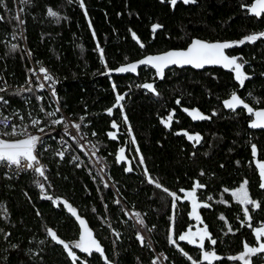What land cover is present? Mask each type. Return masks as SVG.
Returning <instances> with one entry per match:
<instances>
[{
  "label": "trees",
  "instance_id": "obj_1",
  "mask_svg": "<svg viewBox=\"0 0 264 264\" xmlns=\"http://www.w3.org/2000/svg\"><path fill=\"white\" fill-rule=\"evenodd\" d=\"M254 3L0 0V77L11 86L0 114L18 128L12 138L22 137L20 129L39 133L60 126L52 121L64 115L80 125L103 166L99 172L75 143L59 160L54 140L47 136L38 147L51 183L44 192L37 189L33 173L5 176L0 168V264H154L156 253L166 264H192L188 256L197 264H243L232 257L244 251L245 242L258 245L254 228L264 224V190L259 189L257 167L264 161V128L250 125L254 112L264 109V37L236 43L264 32V14L251 12ZM49 9L57 15L50 16ZM157 24L161 27L153 30ZM195 38L232 41L227 54L244 65L248 79L243 86L234 71L224 67L174 66L163 76L150 67L108 73L148 54L185 48ZM32 64L52 78L51 94L38 81L27 84ZM145 84H152L155 92ZM117 93L125 97L123 108L115 107ZM233 93L253 113L243 106L226 107ZM193 110L208 118L194 119ZM171 111L166 126L162 121ZM33 120L40 123L33 125ZM197 134L199 141L188 138ZM121 148L131 161L130 172L117 163ZM242 180L248 182L252 197L262 201L260 211L252 213L253 228L242 223L239 207L227 196ZM197 182L203 187H196ZM192 190L199 221L185 198ZM61 201L86 218L102 254L88 256L75 248L79 228ZM205 225L215 245L207 237L204 248L198 238L195 244L179 240L189 229L196 232ZM49 229L72 247L76 261L52 239ZM205 250L219 259L204 261ZM251 259L252 264L264 262V254Z\"/></svg>",
  "mask_w": 264,
  "mask_h": 264
},
{
  "label": "snow or ice",
  "instance_id": "obj_2",
  "mask_svg": "<svg viewBox=\"0 0 264 264\" xmlns=\"http://www.w3.org/2000/svg\"><path fill=\"white\" fill-rule=\"evenodd\" d=\"M26 2V0H24ZM83 0H81L82 4ZM172 5H175L177 3V0H170ZM195 0H184V3H194ZM251 12L254 13L256 16H261L264 14V0H255V3L251 6ZM49 15L50 16H56L57 13L54 12L53 10L49 9ZM2 19V17H0ZM19 19V17H17ZM161 25H154L153 30L160 28ZM135 36V34L133 33ZM260 37H264V32L259 33L258 35L253 34L245 37L244 39L236 42L237 44H243L246 41L250 42H255L257 39ZM234 44L232 43H206L200 40H194L192 45L184 51H169L166 52L162 55H157V56H149L144 60H141L139 63L140 64H147V65H152L154 66L158 73L163 76V70L166 66L171 65V64H177V65H182V64H193L197 68L203 67L205 64H220L223 65L225 68H230L232 71L235 73V79L239 81L240 85L243 86L244 81L248 79V76L242 71L244 65L242 63H238V57H230L229 55L226 54L225 50L233 47ZM15 47V46H13ZM101 55L103 54V49H100ZM137 68V65L135 63L129 64L126 67H120L118 69H115V71L118 72H128L132 71L135 72ZM41 72L45 73L44 79L45 80H51L52 78L47 75L46 69L41 68ZM41 88L44 87L43 84L40 85ZM115 88V85H113ZM144 88L151 89L153 92H155V88L152 84H145L143 85ZM55 90L53 89V92ZM124 95H121L119 93L116 94V104L115 107L118 108H123V105L121 104V101L124 100ZM3 100V97H0V101ZM179 103V101H177ZM226 107L228 108H236L237 106H243L244 108L247 109L249 113H253V109L248 106L247 104L244 103V100L241 99L238 95L235 93L232 94L231 99L227 100L224 102ZM57 111H59L57 109ZM109 114L112 113V109H108ZM194 119H205L208 117L203 116L199 110H193L191 113ZM49 116H54L55 113H47ZM255 115V120L252 121L251 127L253 128H264V109L262 110H256L254 112ZM83 119V118H81ZM172 119V116L170 115L168 117V121L170 122ZM124 120L127 121V116H124ZM63 122V119H57L53 120V124H61ZM6 123V121H5ZM40 123L39 120H33L32 124L33 125H38ZM75 127L77 129L80 128L79 124H76ZM113 127H116L115 122H113ZM21 132L24 131V129H20ZM41 132L44 131L43 128L40 129ZM17 134V128L15 125L12 126V131L11 133H7V135H15ZM109 136L112 138H115V133H109ZM190 140L194 139L196 141H199L200 137L197 134L196 136H189L188 137ZM41 141V137L35 136V135H29L28 138L26 139H20L16 140L14 142H10L6 139H0V164L6 165L8 167L15 166L18 170L21 168V163L22 161H27L26 169H32L34 170L39 176L45 177V169L44 166L39 163V160L37 158L36 149L38 143ZM252 151L253 154L255 155L257 153V148L255 145L252 146ZM58 156L63 158L64 153L59 152L57 153ZM93 155L95 153L93 152ZM120 158L124 159V149L121 148L120 150ZM141 162H143V157H141ZM258 169H259V174L264 180V162H259L258 163ZM131 171V168L128 169ZM145 171H147L145 169ZM149 180L151 182V178L149 177ZM247 181L245 180L244 183L241 185L240 188H238L233 195L235 196L236 200L245 205L246 207L243 209L245 215L249 214L248 210V205L253 206L254 208H260L261 205L259 202L253 200L249 196V192L247 190ZM39 187L41 189L44 188L43 184H39ZM157 187L159 185L157 184ZM196 187H203V185H200L198 182L196 183ZM261 188H264V182L260 184ZM165 192H167V189H164ZM181 192H184V189L180 190ZM173 199H179L176 193H171L170 194ZM47 199H52L51 196H47ZM187 199L191 200L192 204V216L199 221L201 218L197 213V208L199 205L197 204V199H196V192L195 190L192 191H187L186 192V197ZM66 203V202H65ZM119 203V201H117ZM205 207L209 205H204ZM70 212H75V209L71 207V205L68 206ZM137 217L138 222L142 225L144 223L143 219L140 218V214L136 213L135 214ZM79 222L81 227L83 228V232L80 235L79 240L75 243V248L81 249L84 253H88L89 255L92 254L93 250L97 253H103V249L100 246L99 242L93 237V234L91 230L88 228L86 222L81 219L79 216L76 217ZM251 217L249 216V220ZM251 227V225L249 224ZM231 231V229H229ZM48 234L52 237L54 241L57 243L63 245V247L67 250L68 255L72 258L73 261L77 260L76 253L72 250V247L68 243H65L63 239H60L57 235V233L51 229L48 230ZM119 235V234H117ZM255 235L257 237V240H260V237L264 236V227L258 226L255 228ZM210 239L211 244L215 245L216 240L211 239L208 231H207V226L205 225L203 229H198L196 232H192L191 229L188 230L185 234H182L179 236V240L184 241L187 240L193 244L197 243V238L199 240V247L204 248V241L205 238ZM141 241H143V237H140ZM173 244H176L177 241L173 240ZM183 251V249H181ZM186 256L188 255L187 253H184ZM256 254H264V241L260 242L258 246H249L247 242L244 243V251L237 257H232L234 260H240L243 261V264H251V256L256 255ZM203 255V260L204 261H209L211 262L214 259H219L217 257V254L214 251H209L205 250L202 253ZM247 257V258H246ZM107 259V257H105ZM188 259L192 261V264H197V261L193 260L191 256H188ZM85 264L87 262L85 261Z\"/></svg>",
  "mask_w": 264,
  "mask_h": 264
},
{
  "label": "built area",
  "instance_id": "obj_3",
  "mask_svg": "<svg viewBox=\"0 0 264 264\" xmlns=\"http://www.w3.org/2000/svg\"><path fill=\"white\" fill-rule=\"evenodd\" d=\"M44 76H45L44 73L40 72L32 64V68L30 70V76L28 78L27 84L31 85V84H33L34 81H38V86L40 87V85L43 84L44 85L43 88L49 94H51V81L45 80ZM10 88H11L10 84L5 79L0 77V97H3V100L0 101V104L5 100L4 94ZM5 121H6V123H5ZM12 126H13V124H12L11 118L6 116V115L0 114V139H6V140L13 139L12 135H7V133H11ZM17 133H18V131H17ZM29 135H35V136L41 137V141L37 145V149H36L35 154L37 155L39 163L43 166H44V164L42 163V161L39 157V154H38V147L42 144L43 139L45 137L51 136L54 140L55 155L59 160H62L63 158H65L67 156L68 152L71 149V144L75 143L80 150L85 151V153L89 156L91 161L94 163V165L97 167V169L100 170V172H102V170H103V166L99 162L98 155L96 154L95 151L91 150L90 145L83 138L81 129L80 128L77 129L75 127V124L73 122H71L64 115H63V122L60 126L53 125L50 128L44 130L43 132L34 133V132H31L28 128L24 129V131L22 133V137L29 136ZM59 152L64 153L63 158H61L60 156L57 155V153H59ZM93 152L95 153V155H93ZM26 165H27V161H22L21 168L19 170L15 166L8 167V166L3 165V164H0V168L3 170L5 176H8V175L18 176L22 172H28V171L33 173V175L35 177L37 189L40 192H44L46 190L47 186H51V183L46 176V167L45 166H44V169H45L46 179L44 177L39 176L32 169L25 170ZM39 184H43L44 188L41 189L39 187ZM153 263L154 264H166L163 256L158 254V253H156V256H155V259L153 260Z\"/></svg>",
  "mask_w": 264,
  "mask_h": 264
},
{
  "label": "water",
  "instance_id": "obj_4",
  "mask_svg": "<svg viewBox=\"0 0 264 264\" xmlns=\"http://www.w3.org/2000/svg\"><path fill=\"white\" fill-rule=\"evenodd\" d=\"M194 40H200V41H203V42H206V43H217V42H219V43H224V42H227V43H232V44H233V42L230 41V40H215V41H209V40H205V39L195 38V39H193V40L187 45V47H185V48H182V49H170V50H167V51H164V52H160V53H156V54H148V55H145V56L140 57L139 59H136V60L131 61V62H129V63L123 64V65L119 66L118 68H120V67H126V66H128L129 64H133V63H135V64L137 65L136 71H137L138 69L142 68V67H150V68H153V69L157 70V69H156L154 66H152V65L140 64L139 62H140L141 60L146 59V58L149 57V56L162 55V54H164V53H166V52H169V51H184V50H187V49L192 45V43H193ZM231 48H232V47H231ZM229 49H230V48H229ZM229 49H226V50H225L226 54H227V51H228ZM227 55H228V54H227ZM174 66H178V67H187V66L196 67V66L193 65V64H182V65L171 64V65L166 66V67L164 68V70H166V69H168V68H171V67H174ZM205 67H223V65H220V64H205L203 67H200L199 69H203V68H205ZM118 68H115V69H118ZM196 68H197V67H196ZM224 68H225V67H224ZM115 69L111 70V71L108 72V73H109V74H113V75H118V74H128V73H135V72H136V71H135V72H132V71H128V72H118V71H115ZM164 70H163V71H164ZM170 115L173 117V111H171V112L168 114V116L166 117V118H167L166 120L162 121L165 125H166V124H169L168 117H169ZM115 130H116V132H118V131H119V128L116 126V127H115ZM26 138H28V136L21 137V138H15V139H8V141H10V142H14V141H16V140L26 139ZM120 150H121V149H119L118 152H117V154H116V160H117V163H118L119 165L124 164V165H125V170H126L127 172H130L128 169L131 168V170H132L131 161H130V159L127 157L125 151H124V159H121V158H120ZM61 202L66 206V208H67L68 211H69V208H68L69 204H68L66 201H61ZM65 202H66V203H65ZM69 212H70V211H69ZM70 213L72 214V216H73V218H74V220H75V222L77 223L78 228H79V237H78V240H79V238H80V235H81L82 232H83V228L81 227L79 220L76 218L77 216H79L81 219H83V220L86 222L88 228L91 230V232H92V234H93V237L98 241V239L96 238V236H95V234H94L93 229L89 226V224H88L86 218L83 217V216H81L77 211H75L74 213H73V212H70ZM78 240H77V241H78ZM77 241H76V242H77ZM98 242H99V241H98ZM65 243H66V242H65ZM99 244H100V242H99ZM62 246H63V245H62ZM100 246H101V244H100ZM101 247H102V246H101ZM79 250H80L81 252H83L81 249H79ZM83 253H84V252H83ZM92 253H97V252H95V251L93 250ZM84 254L90 256L88 253H84ZM99 254H102V253H99Z\"/></svg>",
  "mask_w": 264,
  "mask_h": 264
},
{
  "label": "flooded vegetation",
  "instance_id": "obj_5",
  "mask_svg": "<svg viewBox=\"0 0 264 264\" xmlns=\"http://www.w3.org/2000/svg\"><path fill=\"white\" fill-rule=\"evenodd\" d=\"M255 120V119H254ZM252 121H253V119L251 120V123H252ZM171 122V121H170ZM170 122H169V124H166V126H170ZM251 123H250V125H251ZM260 162H264V161H260ZM259 163V162H258ZM258 163H257V165H258ZM258 167V166H257ZM259 170V169H258ZM262 182H264V180H262V178H261V176H260V182H259V189H261V190H264V188H261L260 187V184L262 183ZM244 183V181L242 180V181H240L239 182V185L237 186V187H235V188H233L230 192L228 191H226L227 192V196H230V198H231V204H235V205H237L238 207H239V212H240V214L244 217V220H243V224H250V225H252V222H253V219H252V213H257L258 211H260V209H261V207L260 208H254L253 206H251V205H248L247 207H248V210H249V214L248 215H245V213H244V211H243V209L246 207L245 205H243V204H241V203H239L237 200H236V198H235V196L233 195V193L238 189V188H240L241 187V185ZM246 187H247V185H246ZM249 196H250V198L251 199H253V200H255V201H257V202H259L260 203V205H261V203H262V201H261V199L260 198H254V197H252V195L249 193ZM262 206V205H261ZM249 216L251 217V219L249 220ZM259 226H261V227H264V224L261 222V223H259ZM252 228H253V226H251ZM250 227V228H251ZM258 227V226H257ZM256 228V227H255ZM255 228H254V230H255ZM262 241H264V236H262V237H260V240L258 241V244L260 243V242H262ZM258 246V245H257ZM247 258V257H246ZM251 261H253L252 259H251ZM243 262V261H242ZM251 264H252V262H251ZM258 264H264V262L262 261V262H260V263H258Z\"/></svg>",
  "mask_w": 264,
  "mask_h": 264
},
{
  "label": "rangeland",
  "instance_id": "obj_6",
  "mask_svg": "<svg viewBox=\"0 0 264 264\" xmlns=\"http://www.w3.org/2000/svg\"><path fill=\"white\" fill-rule=\"evenodd\" d=\"M58 119H61V118H58ZM63 119V118H62ZM57 120V119H56ZM76 125V124H75ZM17 131H18V128H17ZM84 138V137H83ZM85 139V138H84ZM85 141L89 144V142L85 139ZM90 145V144H89ZM92 150V149H91ZM93 151H95V150H93ZM100 163H101V161H99ZM102 164V163H101ZM99 170V169H98ZM99 172H100V170H99Z\"/></svg>",
  "mask_w": 264,
  "mask_h": 264
}]
</instances>
